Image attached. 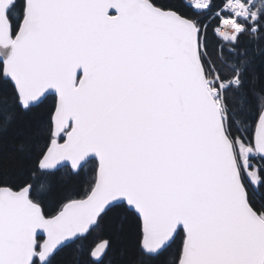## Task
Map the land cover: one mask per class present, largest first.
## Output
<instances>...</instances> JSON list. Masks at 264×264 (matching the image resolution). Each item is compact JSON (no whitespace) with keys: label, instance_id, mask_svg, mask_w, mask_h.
<instances>
[{"label":"snow or ice","instance_id":"snow-or-ice-1","mask_svg":"<svg viewBox=\"0 0 264 264\" xmlns=\"http://www.w3.org/2000/svg\"><path fill=\"white\" fill-rule=\"evenodd\" d=\"M0 264H264V0H0Z\"/></svg>","mask_w":264,"mask_h":264}]
</instances>
